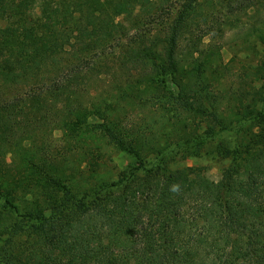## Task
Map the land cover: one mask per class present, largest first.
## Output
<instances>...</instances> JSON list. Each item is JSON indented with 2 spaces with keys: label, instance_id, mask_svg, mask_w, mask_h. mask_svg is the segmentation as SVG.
Masks as SVG:
<instances>
[{
  "label": "trees",
  "instance_id": "trees-1",
  "mask_svg": "<svg viewBox=\"0 0 264 264\" xmlns=\"http://www.w3.org/2000/svg\"><path fill=\"white\" fill-rule=\"evenodd\" d=\"M0 264H264V0H0Z\"/></svg>",
  "mask_w": 264,
  "mask_h": 264
},
{
  "label": "rangeland",
  "instance_id": "rangeland-1",
  "mask_svg": "<svg viewBox=\"0 0 264 264\" xmlns=\"http://www.w3.org/2000/svg\"><path fill=\"white\" fill-rule=\"evenodd\" d=\"M251 12H253V10H251ZM123 17H119V19H122ZM229 36L231 38H229ZM206 40H208V38H206ZM234 36L231 35V32L228 35V38L226 40V44L222 50V54L224 57L225 61L230 60L232 57H235L236 61L239 62H245V63H256L258 60V53H256L255 51L246 49L244 47H241V45L239 44H235L234 42ZM258 49H260L258 47ZM61 135L60 131L55 132V136L59 137ZM107 150L111 153L115 163L118 165L119 168L123 167L124 165L128 164L131 161V158L115 149L112 146H108ZM196 163L198 162V164L204 165L205 169L207 171V174L215 180L220 179L221 177V170L224 166L228 165V160L225 161H220L217 159H214L210 156H204L202 158L196 159L195 160ZM194 159L189 160L190 164H193Z\"/></svg>",
  "mask_w": 264,
  "mask_h": 264
}]
</instances>
